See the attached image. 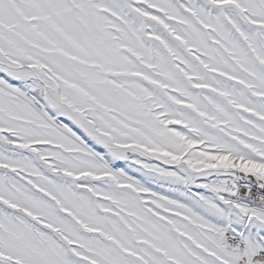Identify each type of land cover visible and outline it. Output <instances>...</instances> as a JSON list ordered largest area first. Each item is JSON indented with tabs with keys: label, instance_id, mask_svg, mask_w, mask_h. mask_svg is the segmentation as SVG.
Listing matches in <instances>:
<instances>
[{
	"label": "snow or ice",
	"instance_id": "obj_1",
	"mask_svg": "<svg viewBox=\"0 0 264 264\" xmlns=\"http://www.w3.org/2000/svg\"><path fill=\"white\" fill-rule=\"evenodd\" d=\"M0 264H264V0H0Z\"/></svg>",
	"mask_w": 264,
	"mask_h": 264
}]
</instances>
